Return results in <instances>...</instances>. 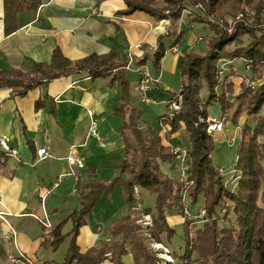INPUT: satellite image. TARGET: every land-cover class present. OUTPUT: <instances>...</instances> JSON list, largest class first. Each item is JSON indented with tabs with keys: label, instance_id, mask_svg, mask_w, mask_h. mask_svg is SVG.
Wrapping results in <instances>:
<instances>
[{
	"label": "trees",
	"instance_id": "trees-1",
	"mask_svg": "<svg viewBox=\"0 0 264 264\" xmlns=\"http://www.w3.org/2000/svg\"><path fill=\"white\" fill-rule=\"evenodd\" d=\"M97 4L106 0H94ZM126 9L119 15L128 16L143 12L156 21L166 20L169 28L159 36L150 53L133 58V64L142 66L150 62L156 73L166 52L179 45L183 33L178 32V23L184 11L191 22L212 32L204 54L184 55L180 71V94L182 107L179 112H168L159 116L155 125H143L142 111L130 101V84L127 79L129 59L121 60L115 54L89 55L77 61L67 59L59 48L52 51L51 62L33 63L28 73L18 70L0 71V90L9 89L14 96L23 97L28 91L54 80L79 76L90 80L106 79L111 87L121 86V100L113 115L121 118L119 132L124 141L123 159L116 166L118 175L112 181L89 184L92 189L81 194V207L53 228L46 237L47 243L57 250L70 237L69 247L63 264H102L110 255L113 264H122V257L130 254L135 264H158L157 251L152 243L162 245L164 236L169 243L174 229L168 223L170 213L182 216L184 250L179 255L171 253L174 264H264V80L251 89L245 83L240 86L233 101V86L226 72L219 74V62L223 58L241 59L248 63L256 77L264 78V28L260 15L264 11V0H124ZM40 0H3L5 35L17 30L18 14L36 11ZM252 11L253 24L247 23L248 12ZM242 15L243 19L229 26L224 16ZM264 26V23H263ZM228 50V47H231ZM206 88L203 99L200 91ZM47 97V96H46ZM44 100L35 102V110L50 104ZM51 103V102H50ZM219 103L226 122L238 124L242 121L236 149L235 170L238 171L234 189L223 183L212 154L215 144L207 134L208 107ZM51 106L50 111L52 112ZM232 111L228 119L229 112ZM184 130L185 145L191 161L186 179L177 175L175 161L182 155L167 144L169 139ZM170 166L171 177L161 172V165ZM116 186L123 192L127 215L106 228L108 235L115 238L105 244L80 253L77 238L81 228L102 193H109ZM80 185H77V189ZM154 197L152 208H142V193ZM190 205L202 197L205 216L200 228L196 220L183 213L184 198ZM139 206L141 207L139 209ZM218 208L221 212L218 211ZM185 210V209H184ZM152 218V227L143 230L142 216ZM232 216L230 219L229 217ZM230 226L222 222L228 220ZM70 223L69 232L63 228ZM221 223V226H220Z\"/></svg>",
	"mask_w": 264,
	"mask_h": 264
},
{
	"label": "crops",
	"instance_id": "crops-1",
	"mask_svg": "<svg viewBox=\"0 0 264 264\" xmlns=\"http://www.w3.org/2000/svg\"><path fill=\"white\" fill-rule=\"evenodd\" d=\"M125 9L124 0H106L99 4L94 0H40L36 11L18 14L17 30L5 35L3 0H0V71L28 73L34 62L49 64L56 47L71 61L111 53L126 60L150 53L159 36L166 33L169 22L156 21L143 12L119 15ZM178 32L183 33V38L179 45L166 52L158 73L150 62L142 65L159 81L147 93L148 104L139 98V76L127 71L130 101L142 111L143 125L153 127L156 121L153 117L168 112L171 96L180 88L184 55L193 52L206 30L183 14ZM137 67L133 64L132 69ZM45 97L50 105L35 110V102ZM120 100L118 83L109 87L106 79L79 76L54 80L28 91L23 97L14 96L9 89L0 90V137L9 138L10 145L19 153L18 159L2 158L0 163V212L5 214L19 249L28 258L42 264H63L70 237L57 250L45 244L46 237L70 213L80 209V196L92 190L91 184L117 177L116 166L123 159L124 141L119 132L122 120L113 112ZM91 121L97 124V137L89 136ZM227 128L224 135H219L227 136ZM186 138L187 134L181 130L167 142L172 150L183 153L188 167L183 174L191 163ZM42 147L48 148L50 157L38 162L35 153ZM69 154L81 159L84 168L68 166L65 158ZM175 163L180 164L177 160ZM176 174H180L178 170ZM77 185H80L78 189ZM141 193V207L152 208L154 197ZM127 211L120 186L102 193L79 232V252L85 253L107 242L106 228L124 218ZM43 213L51 224L50 229L32 217L42 218ZM176 216L173 213L168 216L171 227L181 223ZM7 225L0 223V235L1 231H7ZM70 229L67 223L63 233ZM4 247L0 239V262L7 264ZM121 260L122 264H135L130 254ZM102 264L113 263L107 258Z\"/></svg>",
	"mask_w": 264,
	"mask_h": 264
},
{
	"label": "rangeland",
	"instance_id": "rangeland-1",
	"mask_svg": "<svg viewBox=\"0 0 264 264\" xmlns=\"http://www.w3.org/2000/svg\"><path fill=\"white\" fill-rule=\"evenodd\" d=\"M248 12V16H247V23L252 25L253 24V17H254V13L252 15V11L248 10L246 11ZM186 13H184L185 15ZM187 15V14H186ZM243 19L242 15L237 14V15H230V14H226L224 16V20L225 22L229 25L232 26L234 25L236 22H238L239 20ZM180 22V21H179ZM264 23V11L261 13L260 15V27L264 28L263 26ZM206 33L205 35H203V39L198 40V44L196 45L195 49H193L192 53H196V54H204L207 50V42L210 40L211 36H212V32L209 31L208 29H205ZM228 50L232 49L231 47L227 48ZM219 70L222 72L221 76H223L226 72H228L227 74L229 75V80L230 83L233 86V94L228 96V99L230 101H233V96H235L236 94H238V92L240 91V86L245 83L248 87H250L251 89H255L258 86H260L264 80V78L262 79L261 77H256V74L254 72L251 71L250 66L248 63H244V61H242L241 59H228V58H223L220 60L219 62ZM220 73V72H219ZM180 90V88H179ZM179 90H177V92H179ZM200 96L203 99H206L207 97V91L206 88L203 86V88L200 91ZM148 110V109H147ZM208 116L209 119L213 120L215 119L216 121H222L223 126L221 128V131H215L212 132V134H209L208 132V119L206 120L207 123V134L209 136H211L212 140L214 141L215 144V151L213 152L212 156V160L213 163L215 164L219 172L220 170H223V175L220 174V176L223 178V183L224 185L231 189H234L233 186L235 185V183H233L234 181L237 180V175L238 171L235 170V163H236V149H237V145H238V139L240 136V129L242 127V121L244 118H247L245 114H243L238 122V124H233L229 121L226 122V119L224 118V116H222V112H221V107L219 105V103H212L208 109ZM232 114V111L229 112L228 115V119L230 118V115ZM157 119V116L153 117V121ZM226 125H228V128L225 127ZM228 129V135L227 136H220L219 134H225V129ZM235 138V145L233 146H229V144L227 143L229 141L230 138ZM183 155V153H182ZM182 155L180 157H177V161L180 162V164L178 165V163H175L177 166V170L179 171V176L183 177L184 179H186L190 173V168L189 170L186 172V174L184 172V169H187V165L184 163L183 157ZM184 156V155H183ZM181 158V159H178ZM190 167H191V163ZM189 166V165H188ZM161 172H163L164 174H168L171 177H176L175 174H171L170 171V166L167 164L161 165ZM188 174V175H187ZM235 187V186H234ZM143 197V194H142ZM145 199V198H144ZM146 201V199L144 200ZM184 203V209L187 210V218H192L196 220V227L200 228L203 224V217L205 216V210H204V201L203 198L200 197L199 201L197 204L195 205H190V203L188 202L187 197L184 198L183 200ZM141 207L139 206V209ZM183 209V213L184 210ZM220 209L218 208V211ZM204 212V214H203ZM221 212V210L219 211ZM176 213H173V216L175 217ZM176 217H179V221H181L180 224H173L174 226H172V228L174 229V235L172 240L168 243L167 239L163 236L162 237V245L158 244V243H152L151 244V249L156 250L157 253V257L159 258V260L161 259V253H163V248L164 250H166L169 254V256L171 257L172 260H174V258L171 256V253H176V254H180L181 252H183L184 250V230L182 227V216L177 215ZM230 219L232 218V216L229 217ZM140 225H142V228L144 231H146L147 229H150L152 227V218L149 215L146 216H142L141 221H139ZM147 223V224H146ZM150 223V225H149ZM224 224V226H230L231 222L228 220H226V222H222ZM221 226V223H220ZM108 233V232H107ZM109 237V240L107 242H104L102 244L108 243L109 241H114L116 240L113 237H110L109 235H107ZM161 245V246H159ZM69 246V245H68ZM125 256V255H124ZM107 258H111V256L108 254L106 255ZM5 261L7 264H10L8 262V260L5 258ZM64 262V260H63ZM175 262V260H174ZM0 264H2V262H0ZM158 264H162L161 261Z\"/></svg>",
	"mask_w": 264,
	"mask_h": 264
},
{
	"label": "built area",
	"instance_id": "built-area-1",
	"mask_svg": "<svg viewBox=\"0 0 264 264\" xmlns=\"http://www.w3.org/2000/svg\"><path fill=\"white\" fill-rule=\"evenodd\" d=\"M184 13L188 14V12L184 11ZM183 13V14H184ZM140 46H137V49H139ZM139 56L138 58H140ZM133 58H129V63L126 66L127 71H132L136 73L139 76L138 84H137V91L139 93V98L142 103L148 104L150 100L147 98V93L149 90H151L154 87H157L158 85V79H153L151 75L149 74L148 70L144 66H138L135 69H132L133 66ZM223 72V70H222ZM220 71V75L222 73ZM182 107V95L180 92H176L172 100L169 104V112L171 114L177 113L180 111ZM208 132L209 134H212V132L215 131H221V128L223 126L222 121H216L215 119L211 120L208 119ZM99 135L98 127L96 122L91 121V125L89 128V136L91 137H97ZM229 146L235 145V138H230L229 141L227 142ZM36 160L38 162L46 160L50 157L48 153V148L47 147H42L36 150ZM19 153L16 148L12 147L10 145V139L7 137H0V163L2 161V158H11V159H18ZM66 164L70 167H76L79 169L84 168V163L81 159L77 158L74 154H69L65 158ZM219 172L221 175H223V170L219 169ZM234 181L233 183H235ZM236 185V183H235ZM234 185V186H235ZM57 186V184H55ZM233 186V188H234ZM184 214L187 215V210L184 211ZM204 214V212H203ZM35 220L39 221V223L45 228V229H50L51 224L46 216L45 213H43L42 218H38L37 216L33 215L32 216ZM0 223L7 225L6 220H5V214L3 212H0ZM147 224V223H146ZM150 225V223H149ZM8 226V225H7ZM7 231H1L0 239L5 245L4 251H5V256L6 259L10 264H42L41 262H37L35 260H32L28 258L18 247L17 241H16V235L14 230L8 226ZM161 246V245H159ZM162 247V246H161ZM161 255V263L162 264H174V260L171 259L169 256L168 252L164 250L163 248V253Z\"/></svg>",
	"mask_w": 264,
	"mask_h": 264
}]
</instances>
